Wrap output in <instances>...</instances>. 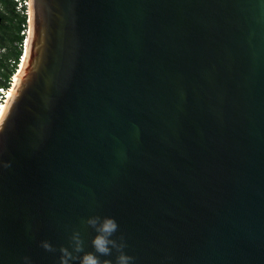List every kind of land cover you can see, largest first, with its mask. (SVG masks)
<instances>
[{
	"label": "water",
	"instance_id": "95a60500",
	"mask_svg": "<svg viewBox=\"0 0 264 264\" xmlns=\"http://www.w3.org/2000/svg\"><path fill=\"white\" fill-rule=\"evenodd\" d=\"M29 12L0 121V264H59L73 229L90 251L93 215L135 264H264V0Z\"/></svg>",
	"mask_w": 264,
	"mask_h": 264
},
{
	"label": "clouds",
	"instance_id": "9594fccd",
	"mask_svg": "<svg viewBox=\"0 0 264 264\" xmlns=\"http://www.w3.org/2000/svg\"><path fill=\"white\" fill-rule=\"evenodd\" d=\"M84 223L94 233L90 240L91 250L85 249L81 232L73 229L67 245L58 249L59 264H135L134 257L125 251L127 245L124 238H117L119 225L115 218L93 215ZM40 246L48 252L56 251L48 241H42ZM22 264H31L30 258L23 257Z\"/></svg>",
	"mask_w": 264,
	"mask_h": 264
},
{
	"label": "trees",
	"instance_id": "16d2710c",
	"mask_svg": "<svg viewBox=\"0 0 264 264\" xmlns=\"http://www.w3.org/2000/svg\"><path fill=\"white\" fill-rule=\"evenodd\" d=\"M18 4L14 0H0V50L6 49V35H7V26L15 19L17 22V35L16 38L11 39L10 43L14 44L15 42L19 45L22 44L23 37H21V32L27 26V14L21 15L17 10ZM23 12L26 11V7L22 6L19 8ZM24 36V35H23ZM24 54L22 49L18 47L13 48L8 51V53L0 55V76L3 80L1 87L8 88L10 86V80L14 75L17 74L19 70V65L21 64V59Z\"/></svg>",
	"mask_w": 264,
	"mask_h": 264
},
{
	"label": "rangeland",
	"instance_id": "374dc122",
	"mask_svg": "<svg viewBox=\"0 0 264 264\" xmlns=\"http://www.w3.org/2000/svg\"><path fill=\"white\" fill-rule=\"evenodd\" d=\"M19 8H21V6L18 5V8H17L18 10L17 11L21 15H23V14H25V15L27 14L28 15L27 16V25H26L27 27L24 28L23 32H21V34H20L21 37H23L22 44L19 45L16 42L14 44H11L10 43V40L16 38V35H17V28H16L17 27V22L14 19L13 22H11L10 24H8V26H7L8 27L7 28L8 31H7V35H6V38H5L6 39V46L7 47H6V49L0 50V55L5 54V53H8V51L10 50V48L13 49V48H16V47H18L19 49H22L23 54H24V50H25V46H26V41H27V37H28V31H29L28 21H29V14H30V12H29V8H28V11L26 10L25 12H23L22 9L19 10ZM18 67H20V65ZM14 77H15V75L10 80V83H9L10 85L13 84ZM1 83H3V80H2V78L0 76V85H1Z\"/></svg>",
	"mask_w": 264,
	"mask_h": 264
},
{
	"label": "bare ground",
	"instance_id": "6f19581e",
	"mask_svg": "<svg viewBox=\"0 0 264 264\" xmlns=\"http://www.w3.org/2000/svg\"><path fill=\"white\" fill-rule=\"evenodd\" d=\"M26 57H27V48H26L25 53H24V56H23V58H22V61H21V64H20L19 70H18L17 74H16L15 77H14L13 88H12V91H11V93H10V95H9V98H8L7 101H6L5 103H3V104L1 105V107H0V121H1L3 115H4L5 111H6V108H7L8 104H9L11 98H12V95H13V93H14V91H15V88L17 87V84H18V82H19V75L22 73V69H23V67H24V63H25V61H26Z\"/></svg>",
	"mask_w": 264,
	"mask_h": 264
},
{
	"label": "built area",
	"instance_id": "2783aa9c",
	"mask_svg": "<svg viewBox=\"0 0 264 264\" xmlns=\"http://www.w3.org/2000/svg\"><path fill=\"white\" fill-rule=\"evenodd\" d=\"M14 1L17 2V4L21 7L25 6L27 11L28 8H30V0H14ZM12 88H13V84H11L10 87L8 88H4L0 86V107L9 98Z\"/></svg>",
	"mask_w": 264,
	"mask_h": 264
}]
</instances>
